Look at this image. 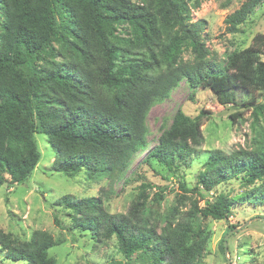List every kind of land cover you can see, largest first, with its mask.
<instances>
[{
    "label": "trees",
    "instance_id": "obj_1",
    "mask_svg": "<svg viewBox=\"0 0 264 264\" xmlns=\"http://www.w3.org/2000/svg\"><path fill=\"white\" fill-rule=\"evenodd\" d=\"M190 1L0 0V187L31 177L41 157L35 134L45 136L56 152L51 171L73 177L84 170L89 181L96 174L119 178L144 147L150 109L168 99L181 81L209 88L225 105L239 92L263 90L264 35L256 34L248 47L221 64L209 57L201 39L203 22L189 19ZM261 1L245 0L226 17L227 30L237 32ZM55 43L68 46L77 61H55ZM5 44L12 45L11 53ZM186 46L194 54L190 61L180 59ZM201 140L199 119L178 111L146 161L176 175ZM240 174L248 184L260 182L240 201L261 203L264 132L251 150L209 152L196 192L204 197ZM150 188L163 189L141 184L125 214L109 213L99 196L65 195L53 205L72 212L73 226L91 232L96 241L114 236L127 260L143 252L151 264H200L205 236L195 234L189 220L168 221L160 231L144 222ZM232 203L218 194L185 216L226 220ZM53 221L61 227L58 218ZM58 244L43 231L19 242L0 229V252L12 262L54 264L48 250Z\"/></svg>",
    "mask_w": 264,
    "mask_h": 264
},
{
    "label": "rangeland",
    "instance_id": "obj_2",
    "mask_svg": "<svg viewBox=\"0 0 264 264\" xmlns=\"http://www.w3.org/2000/svg\"><path fill=\"white\" fill-rule=\"evenodd\" d=\"M244 1L188 2L190 21L203 22L200 36L209 57L221 64L231 53L248 47L256 34L264 35V0L255 6L237 32L227 30L226 17ZM2 22L0 10V48ZM116 35L120 39L119 30ZM5 47L10 52L12 45L5 44ZM54 47L55 61H77V55L68 46L55 43ZM193 57L189 46L183 47L180 59L190 61ZM261 60L264 61V55ZM243 101L250 103L242 105ZM178 111L199 119L202 140L194 147L195 153L187 160V165L175 175L158 162L146 161V158L169 129ZM145 125L144 147L132 157L120 177L96 174L92 181L87 179L84 170L73 177L51 171L56 152L48 145L45 136L35 134L41 157L31 177L21 185L0 187V229L19 242L28 241L35 231L48 233L59 242L48 250V257L54 264H151L143 252L125 259L118 251L114 236L106 241H96L91 232L73 226L72 212L53 205L65 195L77 199L99 196L109 213L125 214L135 203L140 185L151 184L163 189H146L147 200L142 212L144 222L160 231L168 221L189 220L194 233L205 236L200 264H226L228 259L231 264H264V200L261 203L240 201L260 182L248 184L240 174L205 193L204 197L196 192L197 175L204 171L209 152L220 150L230 154L238 149L255 148L258 137L264 132V89L239 92L233 103L225 105L209 88L191 86L183 80L168 99L150 109ZM218 194L233 202L226 220L203 218L199 213L191 218L185 216L194 205L201 208L206 200L211 201ZM55 217L61 223L60 228L54 225ZM229 232L225 254L222 244ZM0 264L25 263L6 260L0 252Z\"/></svg>",
    "mask_w": 264,
    "mask_h": 264
},
{
    "label": "water",
    "instance_id": "obj_3",
    "mask_svg": "<svg viewBox=\"0 0 264 264\" xmlns=\"http://www.w3.org/2000/svg\"><path fill=\"white\" fill-rule=\"evenodd\" d=\"M233 231H235V230H233ZM230 234H231V232H229V234H227L225 236L224 241H223V247H224L225 254H227V239H228V237H229ZM226 264H231V262H230L229 259L227 260V263Z\"/></svg>",
    "mask_w": 264,
    "mask_h": 264
}]
</instances>
